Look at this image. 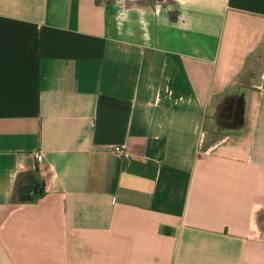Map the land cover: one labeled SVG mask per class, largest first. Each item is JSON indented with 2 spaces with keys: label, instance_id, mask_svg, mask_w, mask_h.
I'll return each mask as SVG.
<instances>
[{
  "label": "crops",
  "instance_id": "1",
  "mask_svg": "<svg viewBox=\"0 0 264 264\" xmlns=\"http://www.w3.org/2000/svg\"><path fill=\"white\" fill-rule=\"evenodd\" d=\"M0 264H264V0H0Z\"/></svg>",
  "mask_w": 264,
  "mask_h": 264
},
{
  "label": "built area",
  "instance_id": "2",
  "mask_svg": "<svg viewBox=\"0 0 264 264\" xmlns=\"http://www.w3.org/2000/svg\"><path fill=\"white\" fill-rule=\"evenodd\" d=\"M112 151L117 154V155H121L123 157H130L131 153L130 151L122 144H116L112 147ZM35 159L37 160V162H41L43 159V153L40 151H37L35 153Z\"/></svg>",
  "mask_w": 264,
  "mask_h": 264
},
{
  "label": "rangeland",
  "instance_id": "3",
  "mask_svg": "<svg viewBox=\"0 0 264 264\" xmlns=\"http://www.w3.org/2000/svg\"><path fill=\"white\" fill-rule=\"evenodd\" d=\"M223 124H225V123H222V122L221 123H217V125L220 126L219 128H221V129H223V127H226V125H223Z\"/></svg>",
  "mask_w": 264,
  "mask_h": 264
}]
</instances>
